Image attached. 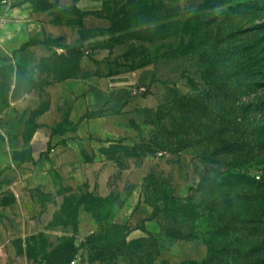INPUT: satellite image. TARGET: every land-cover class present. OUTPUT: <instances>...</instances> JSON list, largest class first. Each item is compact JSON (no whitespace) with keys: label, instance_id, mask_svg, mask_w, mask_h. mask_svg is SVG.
<instances>
[{"label":"rangeland","instance_id":"rangeland-1","mask_svg":"<svg viewBox=\"0 0 264 264\" xmlns=\"http://www.w3.org/2000/svg\"><path fill=\"white\" fill-rule=\"evenodd\" d=\"M5 229L33 264H261L264 0H0Z\"/></svg>","mask_w":264,"mask_h":264},{"label":"crops","instance_id":"crops-1","mask_svg":"<svg viewBox=\"0 0 264 264\" xmlns=\"http://www.w3.org/2000/svg\"><path fill=\"white\" fill-rule=\"evenodd\" d=\"M17 236L21 238L20 234L8 233L7 229L4 235H0V264H33L25 252L19 253L16 249L14 241Z\"/></svg>","mask_w":264,"mask_h":264},{"label":"trees","instance_id":"trees-1","mask_svg":"<svg viewBox=\"0 0 264 264\" xmlns=\"http://www.w3.org/2000/svg\"><path fill=\"white\" fill-rule=\"evenodd\" d=\"M49 149L51 150V147ZM261 264H264V259H261Z\"/></svg>","mask_w":264,"mask_h":264},{"label":"built area","instance_id":"built-area-1","mask_svg":"<svg viewBox=\"0 0 264 264\" xmlns=\"http://www.w3.org/2000/svg\"><path fill=\"white\" fill-rule=\"evenodd\" d=\"M259 178V177H258Z\"/></svg>","mask_w":264,"mask_h":264}]
</instances>
